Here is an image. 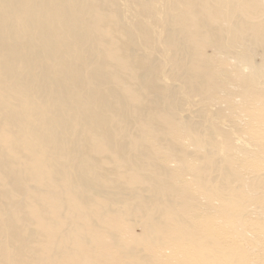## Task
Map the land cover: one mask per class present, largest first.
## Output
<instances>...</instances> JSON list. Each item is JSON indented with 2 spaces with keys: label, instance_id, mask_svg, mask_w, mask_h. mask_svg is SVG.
<instances>
[{
  "label": "bare ground",
  "instance_id": "1",
  "mask_svg": "<svg viewBox=\"0 0 264 264\" xmlns=\"http://www.w3.org/2000/svg\"><path fill=\"white\" fill-rule=\"evenodd\" d=\"M242 111L264 0H0V264H261Z\"/></svg>",
  "mask_w": 264,
  "mask_h": 264
},
{
  "label": "rangeland",
  "instance_id": "2",
  "mask_svg": "<svg viewBox=\"0 0 264 264\" xmlns=\"http://www.w3.org/2000/svg\"><path fill=\"white\" fill-rule=\"evenodd\" d=\"M244 113V114H243ZM243 114V118L241 117V115ZM242 114H240V117H241V119L239 118V119H237V120H235V119H231V118H226V121H225V123H224V125H221L220 126V130H221V133H223L224 134V136L225 137H227V139H229L230 140V142H231V147H230V149H229V151H228V154L230 155V156H232V157H234V159H235V164L239 167H237L236 165H235V167L238 169V170H240V172L242 173V175L244 176V178L246 177H248V178H251V177H253L254 175H256L257 174V172L255 173V171L256 170H259L261 167H262V160H263V156H262V154H261V152L259 151L260 149H259V146L260 145H258V144H260V143H263L264 142V134H263V132H262V130L259 128L258 130H257V128L255 127V126H252L253 124H250L249 122L250 121H248V119L246 118V116H247V112H244V111H242ZM244 115H245V117H244ZM245 118H246V120H245ZM244 119V120H243ZM235 120V121H234ZM241 120V123H238V121H240ZM243 121V122H242ZM245 121V122H244ZM236 122H237V124H236ZM248 122V123H247ZM229 123V124H228ZM244 125H243V124ZM236 125V126H235ZM237 125H238V127H237ZM246 125V126H245ZM249 126H251V127H249V129L251 130H249L248 129V127ZM233 127H236V128H233ZM241 127V128H240ZM228 128V129H227ZM231 128V129H230ZM240 128V129H239ZM238 130V132H235V131H237ZM255 129V130H254ZM227 131V132H226ZM242 132V133H241ZM259 132H261V133H259ZM230 133H231V135H230ZM255 133V134H254ZM257 134V135H256ZM243 135V136H242ZM251 135V136H250ZM259 135V136H258ZM247 136V137H246ZM229 137V138H228ZM241 137V138H240ZM249 137V138H248ZM250 137H251V139H250ZM243 138V139H242ZM260 138V139H259ZM232 139H234V143L232 142ZM263 141H262V140ZM233 143V144H232ZM233 145V146H232ZM252 146V147H251ZM232 148V149H231ZM230 152V153H229ZM240 152V153H239ZM254 154H253V153ZM232 154V155H231ZM234 154V155H233ZM255 154H256V156H255ZM252 155V156H251ZM259 155V156H258ZM261 155V156H260ZM246 156V157H245ZM248 156V157H247ZM239 157H242V158H239ZM253 157V158H252ZM258 157V158H257ZM249 161H248V160ZM247 161V162H246ZM244 162H245V164H244ZM248 166H247V165ZM258 164H260V165H258ZM246 165V166H245ZM249 167V168H248ZM244 168V169H243ZM249 169V170H248ZM249 173V174H248ZM252 175V176H251ZM247 186V185H246ZM248 188L251 190V191H253L252 193H257V194H259V196H261L262 194H261V189H258V188H256V189H251V185L249 184L248 185ZM248 188H247V190H248ZM259 190V191H258ZM249 191V190H248ZM259 192V193H258ZM264 195V194H263ZM252 196V195H251ZM258 198H259V196L258 195H256ZM255 196V197H256ZM252 197H254V196H252ZM254 197V198H255ZM249 210H251V211H255L256 213H258V211H260V209H255L254 210V208H252V207H250V209ZM257 210V211H256ZM262 210H263V213H262V218L264 219V208H262ZM213 219H216V217H213ZM253 223H255V220L253 219V221H252ZM254 227H256V225H254V226H248V230H250V229H253ZM264 232V231H263ZM263 232L262 233H259V234H257V233H255L252 237H251V239H250V242L247 244V246H248V249H251V251H254V261H258L259 259H260V263L262 264L263 263V260H262V255L264 254V241H263V236H264V234H263ZM253 238V239H252ZM262 239V240H261ZM263 241V242H262ZM259 242V243H258ZM250 244V245H249ZM259 248H258V247ZM257 247V248H256ZM256 251V252H255ZM261 251V252H260ZM255 255H257V256H255Z\"/></svg>",
  "mask_w": 264,
  "mask_h": 264
}]
</instances>
